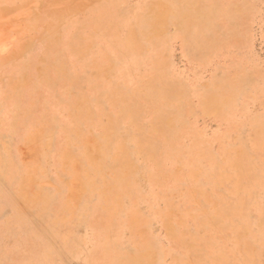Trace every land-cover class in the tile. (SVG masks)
<instances>
[{"label":"rangeland","instance_id":"rangeland-1","mask_svg":"<svg viewBox=\"0 0 264 264\" xmlns=\"http://www.w3.org/2000/svg\"><path fill=\"white\" fill-rule=\"evenodd\" d=\"M0 264H264V0H0Z\"/></svg>","mask_w":264,"mask_h":264}]
</instances>
